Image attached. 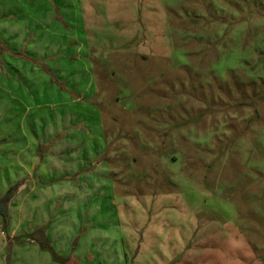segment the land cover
Masks as SVG:
<instances>
[{
    "label": "rangeland",
    "instance_id": "1",
    "mask_svg": "<svg viewBox=\"0 0 264 264\" xmlns=\"http://www.w3.org/2000/svg\"><path fill=\"white\" fill-rule=\"evenodd\" d=\"M40 2L42 13L25 24L16 16L15 27L64 17L67 27H49L57 34L44 62H59L79 98L63 115L52 103L34 107L26 127L62 119L70 128L60 134L71 130L80 145L48 148L47 169L96 177L43 214L55 220L60 255L69 264H264V0ZM0 165L3 196L10 175ZM72 198L79 210L65 209ZM23 203L19 194L6 225L0 217V264H57L25 246Z\"/></svg>",
    "mask_w": 264,
    "mask_h": 264
},
{
    "label": "crops",
    "instance_id": "2",
    "mask_svg": "<svg viewBox=\"0 0 264 264\" xmlns=\"http://www.w3.org/2000/svg\"><path fill=\"white\" fill-rule=\"evenodd\" d=\"M23 1L26 3V8L23 7L24 11L18 6ZM45 2L49 3V0H45ZM43 8L45 9L40 0H0V89L1 87L4 88L3 91L6 89L4 93L6 94L5 98H7L8 106L5 117L8 130L4 131V129L1 131L0 129V136L5 133L7 135V142L0 144V147L8 149L6 150V158H4V155L0 157V163L5 162L8 165V174L10 175V185L3 187L1 194L11 186H16V196L11 201V209L14 208L13 204L16 197L19 194H24L23 216L24 223L27 225L24 232L25 236H27L26 241H28V244L25 246L28 247L29 252L35 257L39 256V252L40 254H44V251L49 252L40 247L41 242H46L59 256H61L60 254H62L63 250L59 247L60 243H56L57 241L55 240L54 242L49 237V235L51 236L50 228H56L57 226L54 223L55 220L50 222L48 221V217L44 218L43 214H45V211L50 206L52 211L62 210L63 206L58 209V207L56 208V204L65 195V192L72 195L78 192L79 195L82 185L81 179L87 181V179L96 178L91 174L78 176L74 174V171L63 174L47 169L46 163L51 161L50 153L52 150L48 148H57L62 145L78 147L80 145L79 141L75 139L74 134H70L71 130L66 131L65 136L60 134L69 127V125L66 128L64 127L62 119L58 120L56 125L52 124L48 126V124H45L39 128L35 127V125H28V128L26 127L29 112L34 107L37 109V114H39L41 113L40 111H43L44 107H48L52 103L59 107L51 113L56 115L60 112L63 115V109L60 108L65 101H68V98L72 100H78L79 98L78 95H73L74 93L68 91L65 85H62L63 82L60 79L62 72L58 70L59 62H44L46 55L43 52L47 51L49 49L48 46L51 44V39H49L48 35L57 34V31L54 32L50 28L54 25L57 26V24L67 27L66 22L63 20L64 17L60 19L59 17L55 18L56 21L48 27L46 24L39 25V23H36L33 27H25L23 25L18 30L15 27L16 16L20 18L18 20L23 21L25 24L26 20L31 17L29 13H32L34 17L38 16L42 13ZM54 8L50 9L52 13H55ZM52 21H54L53 18ZM17 34L22 37L18 43L15 38ZM30 36L35 37L30 38ZM45 47L47 48L43 51L42 49H45ZM18 48L20 50L17 51ZM35 51L40 54H35ZM3 59H5V62H3ZM16 60L24 62H15ZM3 64L7 67L6 72L4 70L1 71ZM50 82L57 83H55L56 85L52 83L48 86ZM3 85H6V87ZM32 85L40 95L39 102L34 106L28 101L32 94ZM45 93L49 95V98L54 94L55 96L48 100L44 97ZM3 115H5L4 111H0V116ZM48 129L52 130V133H49ZM73 130L74 133H79L78 129ZM60 157L56 156L55 161L60 162ZM79 160L77 156L71 161L74 164V168L78 165ZM2 167L4 166L0 165V170ZM65 186L67 191H65ZM91 186H93V183L91 185L85 184L83 194L90 193L93 190ZM74 200L72 198V202L68 203L65 209L79 210V205L74 203ZM37 213H39V217H36ZM29 215L30 218H28ZM10 222L13 223L12 221ZM46 226L49 229L45 230ZM10 234L13 237L12 239H15V231L13 230ZM53 261L55 260L53 259Z\"/></svg>",
    "mask_w": 264,
    "mask_h": 264
},
{
    "label": "trees",
    "instance_id": "3",
    "mask_svg": "<svg viewBox=\"0 0 264 264\" xmlns=\"http://www.w3.org/2000/svg\"><path fill=\"white\" fill-rule=\"evenodd\" d=\"M16 190H17L16 186L13 185L6 191V193L3 196H0V217L2 218L3 223L5 225L9 221L10 204H11V201H12V199L16 193ZM40 247L44 250L49 251L51 253L53 259L58 264H69L68 259H66L65 257L57 255L46 242H41Z\"/></svg>",
    "mask_w": 264,
    "mask_h": 264
}]
</instances>
